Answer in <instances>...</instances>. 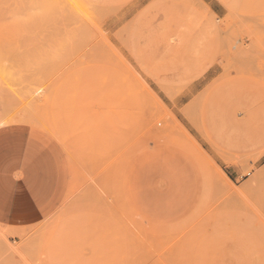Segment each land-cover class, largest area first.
I'll list each match as a JSON object with an SVG mask.
<instances>
[{"label": "rangeland", "instance_id": "obj_1", "mask_svg": "<svg viewBox=\"0 0 264 264\" xmlns=\"http://www.w3.org/2000/svg\"><path fill=\"white\" fill-rule=\"evenodd\" d=\"M132 1L0 0V137L37 140L55 173L32 216L0 219V249L24 264H264V9L211 32L194 0L123 20ZM193 58L205 77L182 95L195 78L170 76Z\"/></svg>", "mask_w": 264, "mask_h": 264}, {"label": "crops", "instance_id": "obj_2", "mask_svg": "<svg viewBox=\"0 0 264 264\" xmlns=\"http://www.w3.org/2000/svg\"><path fill=\"white\" fill-rule=\"evenodd\" d=\"M249 1V4L246 5L245 0H228V2H233L232 5H228L225 0H194L193 5L195 6L197 15L205 11L208 17L213 20L210 22L208 19L207 24L209 26L211 24L208 30L215 32L219 30L220 18L236 14L238 9L246 8L247 18H249V15L258 14L260 12L259 9H264V0ZM148 2V0H133L121 10L119 15H122L123 20L129 16L135 18L141 8L148 5ZM180 7L181 9H185L187 2L182 1ZM108 23L109 26L107 28H111L114 31L115 25L119 22L117 23L114 20L113 22L108 21ZM190 25L192 26L191 23ZM193 30L190 45L196 47L202 44L200 41H202L204 23L197 20ZM116 44L119 45L118 42ZM211 45L214 44L211 43ZM128 57L134 62L132 55H128ZM214 59L215 61L207 68L206 74H214L219 70V58L214 57ZM183 62L177 68L175 67L178 75L170 77L195 78V80L187 85L185 90L180 92L182 95H187L189 88L197 87L201 84L200 80L205 77V74H197L199 71H196L198 69V66L195 64L197 63L196 58L187 59ZM185 64L188 65L185 66ZM208 140L215 146L210 139ZM52 158L53 156L50 158L47 150L39 146V142L35 139L19 135H4L0 137L1 221L12 222L17 219L22 220L32 216L31 214L39 209V206L43 204L48 194L54 189L55 173ZM9 241L14 244L19 239L11 237ZM6 253L7 250L2 246L0 249V264H24L17 254Z\"/></svg>", "mask_w": 264, "mask_h": 264}, {"label": "built area", "instance_id": "obj_3", "mask_svg": "<svg viewBox=\"0 0 264 264\" xmlns=\"http://www.w3.org/2000/svg\"><path fill=\"white\" fill-rule=\"evenodd\" d=\"M263 24H264V18H263Z\"/></svg>", "mask_w": 264, "mask_h": 264}]
</instances>
